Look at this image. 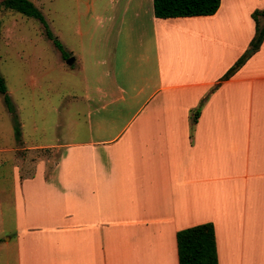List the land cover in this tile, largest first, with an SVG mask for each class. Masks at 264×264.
Here are the masks:
<instances>
[{"label": "crops", "instance_id": "0c3cea01", "mask_svg": "<svg viewBox=\"0 0 264 264\" xmlns=\"http://www.w3.org/2000/svg\"><path fill=\"white\" fill-rule=\"evenodd\" d=\"M48 1L60 65L94 89L80 136L27 146L63 153L16 177L14 264H178L177 232L202 223L218 264H264V39L250 48L264 0L168 18L153 0Z\"/></svg>", "mask_w": 264, "mask_h": 264}, {"label": "rangeland", "instance_id": "374dc122", "mask_svg": "<svg viewBox=\"0 0 264 264\" xmlns=\"http://www.w3.org/2000/svg\"><path fill=\"white\" fill-rule=\"evenodd\" d=\"M1 2V0H0ZM49 29L58 40L66 41L65 21L59 28L60 12L48 0L38 1ZM43 2V3H42ZM0 73L6 93L14 107L11 113L0 94V208L5 210L6 233L0 231V255L13 259L14 183L18 174L30 175L36 164L46 160L47 173L62 156L63 149H33L27 146L67 142L81 135L88 103L83 99L86 87L94 89L93 80L84 81L77 63L60 65V51L37 19L5 8L0 3ZM60 30L62 34L60 35ZM68 57L65 60L70 59ZM15 124L20 135H15Z\"/></svg>", "mask_w": 264, "mask_h": 264}, {"label": "trees", "instance_id": "16d2710c", "mask_svg": "<svg viewBox=\"0 0 264 264\" xmlns=\"http://www.w3.org/2000/svg\"><path fill=\"white\" fill-rule=\"evenodd\" d=\"M0 3L5 8L19 12L24 16L33 17L42 23L46 36L52 40L53 44L63 53V56H66L62 45L51 33L42 12L31 0H1ZM219 4L220 0H153V11L156 17L161 18L203 16L214 14ZM252 17L255 20L256 27L254 36L250 42V48L255 51L264 39V22L262 25L259 24L260 18L264 20V9L253 11ZM246 58V54L241 56L221 79L229 78L244 63ZM6 90L4 77L0 73V94L3 95L8 110L14 113V107ZM14 126L15 135L18 137L20 129L17 124ZM176 239L178 264H218L215 233L212 223H202L179 230L176 234Z\"/></svg>", "mask_w": 264, "mask_h": 264}, {"label": "water", "instance_id": "95a60500", "mask_svg": "<svg viewBox=\"0 0 264 264\" xmlns=\"http://www.w3.org/2000/svg\"><path fill=\"white\" fill-rule=\"evenodd\" d=\"M71 61H72V58L68 59V60L66 61V63L70 64Z\"/></svg>", "mask_w": 264, "mask_h": 264}]
</instances>
